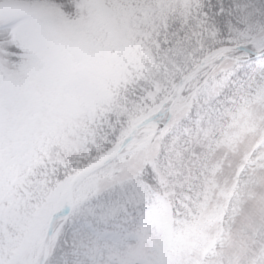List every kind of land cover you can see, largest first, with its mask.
Returning <instances> with one entry per match:
<instances>
[{
  "label": "snow or ice",
  "instance_id": "snow-or-ice-1",
  "mask_svg": "<svg viewBox=\"0 0 264 264\" xmlns=\"http://www.w3.org/2000/svg\"><path fill=\"white\" fill-rule=\"evenodd\" d=\"M0 264H264V0H0Z\"/></svg>",
  "mask_w": 264,
  "mask_h": 264
}]
</instances>
